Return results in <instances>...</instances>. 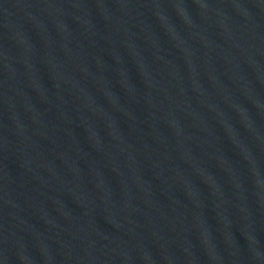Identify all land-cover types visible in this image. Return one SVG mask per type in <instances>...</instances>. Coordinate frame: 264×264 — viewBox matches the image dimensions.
<instances>
[{
  "label": "water",
  "instance_id": "water-1",
  "mask_svg": "<svg viewBox=\"0 0 264 264\" xmlns=\"http://www.w3.org/2000/svg\"><path fill=\"white\" fill-rule=\"evenodd\" d=\"M0 264H264V0H0Z\"/></svg>",
  "mask_w": 264,
  "mask_h": 264
}]
</instances>
